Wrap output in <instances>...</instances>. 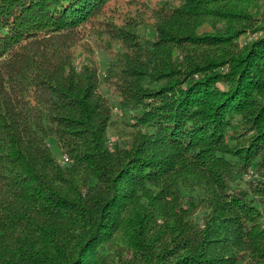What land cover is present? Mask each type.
<instances>
[{"label": "trees", "instance_id": "obj_1", "mask_svg": "<svg viewBox=\"0 0 264 264\" xmlns=\"http://www.w3.org/2000/svg\"><path fill=\"white\" fill-rule=\"evenodd\" d=\"M104 1L0 0V264H264L243 182L264 168V37L239 42L256 0L124 30L104 77L131 127L112 146L99 67L73 50Z\"/></svg>", "mask_w": 264, "mask_h": 264}, {"label": "rangeland", "instance_id": "obj_2", "mask_svg": "<svg viewBox=\"0 0 264 264\" xmlns=\"http://www.w3.org/2000/svg\"><path fill=\"white\" fill-rule=\"evenodd\" d=\"M184 0H105L80 26V38L73 46L74 60L83 62L92 60L102 76L100 91L111 100L114 120L108 128L110 146L117 139L127 137L126 130L131 127L128 122L130 110L119 104L120 96L116 90L118 78L105 79L107 64L114 63L115 55L121 52L124 43V30L129 36L140 39L153 37L152 28L165 23L172 13L180 8ZM250 18H242L243 25L252 23L239 37L243 45L259 37H264V0H256L247 5ZM224 26V23L222 24ZM212 27L207 26V30ZM203 29V28H201ZM134 39V38H132ZM148 39V38H147ZM131 120V119H130ZM243 182L251 189L264 216V168L261 164L247 168ZM244 186V185H242ZM252 186V187H251ZM264 221V220H263Z\"/></svg>", "mask_w": 264, "mask_h": 264}]
</instances>
